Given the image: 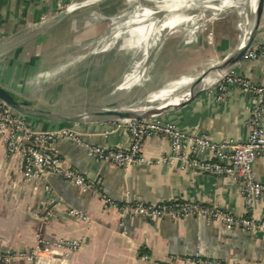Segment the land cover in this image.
I'll list each match as a JSON object with an SVG mask.
<instances>
[{
	"label": "crops",
	"instance_id": "0c3cea01",
	"mask_svg": "<svg viewBox=\"0 0 264 264\" xmlns=\"http://www.w3.org/2000/svg\"><path fill=\"white\" fill-rule=\"evenodd\" d=\"M94 1L0 0V85L27 103L34 114L23 117L35 131L71 129L88 143L125 150L132 143L125 125L78 116L82 111H97L85 108L86 101L102 102L103 96L97 95L94 89L100 78L90 74V71L101 70L102 66L97 57L91 62L90 57L86 59L77 54V47L86 32L70 26V22L76 12L94 5V12L87 14L89 19L84 18L95 24L97 41L113 32L112 29L103 31V22H114L113 16L118 8L131 2ZM74 2L78 7L64 20L36 34L41 25ZM121 19L128 25V14ZM260 28L264 30V9ZM263 36L258 37L257 45ZM58 37H76L75 54L64 64L52 68L40 66L43 58L40 54L49 53V44H54ZM242 37L237 28L224 26L222 34L210 42L205 60L207 66L221 62L234 52ZM191 53L186 55V61L193 70L197 53L195 50ZM173 59L169 67L175 77L180 67L177 65L179 60ZM160 64L152 80H160L161 74H167L169 68ZM233 72L264 86V58L243 59ZM87 80H91L90 83ZM82 86H89L90 90H84ZM132 87L123 91L130 92ZM214 89L162 119L189 137L205 135L214 144L246 142L251 132L250 95L231 87L219 101ZM116 91L120 92L119 88ZM115 92L107 98H117L119 94ZM57 151L65 166L83 172L116 207L106 209L99 197L81 191L57 175L25 182L22 158L10 154L0 143V255L17 253L19 256L12 264H37L28 260V256L40 243L71 241H79L81 247L62 264H193L185 259L196 255L230 264L264 263L262 233L228 230L222 225L207 224L194 218L152 222L122 217L119 211L126 200L147 204L195 202L215 205L231 215L243 216L245 202L235 182L182 169L179 164L174 167L152 164L128 169L102 164L89 157L83 147L69 141H59ZM142 152L147 159L157 161L171 152V145L165 138H149ZM254 166L257 179L264 183V159L258 160ZM69 210L83 213L87 220L79 221L69 216ZM254 216L264 218V197L257 203Z\"/></svg>",
	"mask_w": 264,
	"mask_h": 264
},
{
	"label": "built area",
	"instance_id": "2783aa9c",
	"mask_svg": "<svg viewBox=\"0 0 264 264\" xmlns=\"http://www.w3.org/2000/svg\"><path fill=\"white\" fill-rule=\"evenodd\" d=\"M264 58V39L251 49L244 60ZM231 87H236L243 94L251 97L249 104V125L251 132L244 143L226 142L214 144L205 135L189 137L174 124L161 119L120 121L127 127L132 143L128 149L102 147L86 142L83 137L71 129H56L38 132L32 129L25 118L14 112L0 101V143L8 152L18 155L23 160L25 182L38 180L50 175H57L83 192H91L100 198L106 209L116 205L101 192L81 171L64 165L57 151L59 141L73 142L83 147L87 155L98 163L128 169L145 165L159 164L195 171L217 179H229L239 185L245 202V214L234 216L220 210L215 205L195 202H161L147 204L130 203L128 200L119 207L122 217L141 218L148 221L170 219L180 221L194 218L207 224H219L228 230L240 229L250 234L264 235V218L257 219L254 211L257 203L264 197V183L259 181L255 172V163L264 159V86L231 72L214 89L219 101ZM149 138H165L171 145V152L157 161L144 157L143 147ZM68 215L79 221L87 217L76 210H69ZM81 247L79 241L40 243L28 256V260L37 264H62ZM44 255H46L44 257ZM17 253L0 255V264H12L18 258ZM144 258H147L144 256ZM186 261L193 264H230L224 261L188 256ZM240 264H264L244 262Z\"/></svg>",
	"mask_w": 264,
	"mask_h": 264
},
{
	"label": "rangeland",
	"instance_id": "374dc122",
	"mask_svg": "<svg viewBox=\"0 0 264 264\" xmlns=\"http://www.w3.org/2000/svg\"><path fill=\"white\" fill-rule=\"evenodd\" d=\"M130 1L129 5L118 8L116 15L113 16L114 22H103V31L112 29L113 34L103 36L97 41L96 36H94V30L97 29L95 24L85 20V18L89 19L87 14L94 12V5L76 12V16L70 22V26H76L86 32V38L84 37V40L77 47V54L84 56L86 59L90 57L89 60L91 62L97 57L98 63L102 66L101 70L90 71L93 77L98 75L100 78L94 89L96 88L97 95L103 96L102 102L112 101V99L107 98L108 95L111 92H115L116 88H119L120 92L116 91L114 94H119L117 98L127 94V99L122 103L125 106L138 104L149 107L150 103H157L154 106H159L174 94L185 92L204 73L209 72V70L219 64L215 63L207 66L205 60L209 47H211L210 42L212 43L215 38L222 34L224 26L227 28L235 27L240 31L241 35H244L247 25L246 20L241 17L240 11L237 9H228L216 16L215 11L198 6L187 13L192 16L194 14L193 20L177 24L172 29L164 31L161 27L167 18L171 16H162L158 18L159 20L155 22V26L150 30V22L133 23V19L137 16H141L137 17L139 20L142 19L143 7L137 0ZM127 14L129 15L128 25L125 24L126 21L121 19V16L126 17ZM180 14L186 15V11H182ZM135 15L137 16L135 17ZM140 27L145 29L144 36L141 39L139 32L135 31ZM113 35H116V37L111 38ZM66 38L58 37L54 44H49V53L40 54L41 57L43 56L40 66L52 68L55 65L68 62V59L75 54L74 52L77 49L73 47L74 45L76 46L77 39L76 37ZM194 50L197 54H195L196 58L193 60L196 62L193 71L191 64L187 63L186 58ZM187 54L188 56L186 57ZM173 58L179 60L177 65L180 67L178 73L175 72V77L170 73L169 67L170 61H174ZM158 64H163L169 69L166 75H160V80H152ZM206 68L209 70L206 71ZM100 74L102 77L99 76ZM127 79H138L130 92H124L120 89ZM186 79L190 81L180 82ZM170 81L173 82L167 86ZM92 82L94 81L92 80ZM89 86L85 88L90 90ZM82 87L85 90L84 86ZM115 99L116 97L113 100ZM94 104V101H86L85 108H92L91 106Z\"/></svg>",
	"mask_w": 264,
	"mask_h": 264
},
{
	"label": "water",
	"instance_id": "95a60500",
	"mask_svg": "<svg viewBox=\"0 0 264 264\" xmlns=\"http://www.w3.org/2000/svg\"><path fill=\"white\" fill-rule=\"evenodd\" d=\"M101 0H96L94 3H98ZM140 5L149 6V0H137ZM78 7V4L74 2L73 4L66 7L64 11L59 13L57 16L52 19L46 21L43 25H41L36 34L43 32L49 27L61 22L64 20L71 12H73ZM264 9V0H259L255 13L253 14V27L250 30V23L247 22L246 31L242 37V40L237 47V49L228 55L225 59H223L219 64H217L212 70L206 72L201 76L193 85L187 90L192 91V95L186 101L180 103L177 106H165L159 108V106H154L151 104L148 106L141 105H132L125 106L122 103L127 99V94L116 98L110 102H97L91 107L93 109H97V111H82L78 116H82L89 119H95L102 122H120V121H140V120H153V119H161L166 115L174 113L182 109L183 107L189 105L196 98H198L202 93L209 91L215 88L227 75L233 72L234 67L240 63L244 56L253 49L258 42L257 39L259 36L264 35V30L260 28L262 16ZM264 39V36L262 37ZM261 39V41L263 40ZM215 78V79H213ZM206 79H213L214 81L206 87H200L201 84ZM153 93V92H152ZM0 101L4 103L6 106L11 108L14 112L28 117L30 114H34L32 111L28 109L27 103L20 101L10 90L0 85ZM142 108H153L144 113H139L137 111H133V109H142ZM27 122V119H25ZM41 132V131H40ZM203 223H205L203 221Z\"/></svg>",
	"mask_w": 264,
	"mask_h": 264
},
{
	"label": "bare ground",
	"instance_id": "6f19581e",
	"mask_svg": "<svg viewBox=\"0 0 264 264\" xmlns=\"http://www.w3.org/2000/svg\"><path fill=\"white\" fill-rule=\"evenodd\" d=\"M149 1H150L149 6H144V5L142 6L141 5L143 7L142 8V10H143L142 19L139 20V18H137V17H141V16L135 15V17L136 16L137 17L133 19V23L150 22L149 29L151 30V28H153L155 26V24H156L155 22L157 20H159L158 18H160L162 16L167 17V15L169 17L171 16L170 18H167V20L165 21V23H163V25L161 27L162 30H164V31L172 29L177 24H181V23H185V22L193 20L194 14L192 16V15H189L187 13L191 12V9H193L194 7H198V6L204 7L205 9H208L211 11H215L216 16L225 10L237 9L240 11L241 17L244 18L246 20V22L250 23V25H251L250 30H251L253 27V24H254L252 16L256 11V8H257L258 2H259V0H149ZM182 11H186V15L180 14ZM145 27L147 28L146 25H145ZM135 31L139 32V34L141 36L140 39L142 38V36H144V33H145L144 27H140V28L136 29ZM145 56H147V55H145ZM213 79H215V78H213ZM213 79H206L201 84L200 87L202 88V87L208 86L209 84H211L214 81ZM137 81H138V79H134V80L127 79L124 82V84H122L120 89L127 90L130 87H132L134 85V83H136ZM185 81H190V80L186 79V80L180 81V82H185ZM191 95H192V91H189V90H186L183 93L178 92V93L174 94L173 96H171L170 98H168V100L166 102L164 101L162 104H160L159 108H162L165 106H177L180 103L189 99ZM158 103H160V102H158ZM150 104H152V103H150ZM153 104H157V103H153ZM151 109H153V108H151ZM151 109L142 108V109H138V110L133 109V111H137L139 113H144V112L149 111Z\"/></svg>",
	"mask_w": 264,
	"mask_h": 264
}]
</instances>
